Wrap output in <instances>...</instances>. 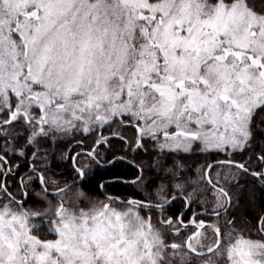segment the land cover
<instances>
[{
    "label": "snow or ice",
    "instance_id": "6c2138e0",
    "mask_svg": "<svg viewBox=\"0 0 264 264\" xmlns=\"http://www.w3.org/2000/svg\"><path fill=\"white\" fill-rule=\"evenodd\" d=\"M0 264H264V0H0Z\"/></svg>",
    "mask_w": 264,
    "mask_h": 264
},
{
    "label": "trees",
    "instance_id": "16d2710c",
    "mask_svg": "<svg viewBox=\"0 0 264 264\" xmlns=\"http://www.w3.org/2000/svg\"><path fill=\"white\" fill-rule=\"evenodd\" d=\"M64 171L63 168H56L54 169V171L56 172H60V171ZM100 175L103 177V179H95L93 180L86 188H84V191L88 192L90 197L92 198V200H98L100 198V188L98 187L99 184L102 183V181L104 179H106L107 177H110L108 175H105L104 174V171L103 172H100ZM111 178V177H110ZM112 179V178H111ZM11 183V182H9ZM118 194V191L116 192ZM246 209L242 208L240 210V212H244ZM237 214H240V213H237Z\"/></svg>",
    "mask_w": 264,
    "mask_h": 264
},
{
    "label": "flooded vegetation",
    "instance_id": "af4514ba",
    "mask_svg": "<svg viewBox=\"0 0 264 264\" xmlns=\"http://www.w3.org/2000/svg\"><path fill=\"white\" fill-rule=\"evenodd\" d=\"M212 163H214L215 161H211ZM63 171V170H62ZM62 171H60V172H62ZM104 170L103 169H101L100 170V172H103ZM111 178L110 177H107L106 179H104L103 181H102V183L104 182V181H106V180H110ZM118 191V194L116 193ZM103 192H104V190L103 189H100V198L99 199H103L104 198V196H103ZM108 195H122V194H124V193H122V191L119 189V188H117V189H114V190H110L108 193H107Z\"/></svg>",
    "mask_w": 264,
    "mask_h": 264
},
{
    "label": "water",
    "instance_id": "95a60500",
    "mask_svg": "<svg viewBox=\"0 0 264 264\" xmlns=\"http://www.w3.org/2000/svg\"><path fill=\"white\" fill-rule=\"evenodd\" d=\"M215 163V162H214Z\"/></svg>",
    "mask_w": 264,
    "mask_h": 264
}]
</instances>
